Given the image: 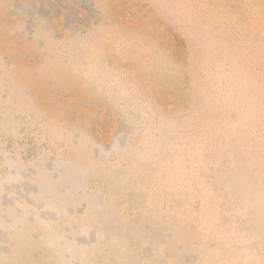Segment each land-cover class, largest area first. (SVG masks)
<instances>
[{
  "label": "rangeland",
  "instance_id": "1",
  "mask_svg": "<svg viewBox=\"0 0 264 264\" xmlns=\"http://www.w3.org/2000/svg\"><path fill=\"white\" fill-rule=\"evenodd\" d=\"M0 264H264V0H0Z\"/></svg>",
  "mask_w": 264,
  "mask_h": 264
}]
</instances>
